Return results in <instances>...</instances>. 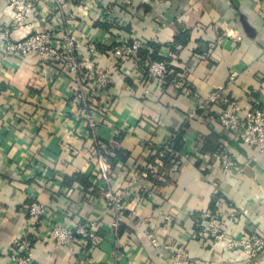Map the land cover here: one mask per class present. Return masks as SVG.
<instances>
[{
	"label": "crops",
	"instance_id": "1",
	"mask_svg": "<svg viewBox=\"0 0 264 264\" xmlns=\"http://www.w3.org/2000/svg\"><path fill=\"white\" fill-rule=\"evenodd\" d=\"M48 3L18 27L9 0H0V264H14L11 245L24 230L33 202L68 227L97 220L89 240L63 248L52 239L37 241L35 264H113L117 251L122 264H246L239 250L198 238L195 227L218 214L227 234L264 239V153L237 142L220 125L222 102L198 107L223 88L221 98L240 101L244 110H264V0ZM108 9L109 23L103 17ZM109 25L115 26L110 32ZM37 30L53 31L58 39L71 33L83 47L95 42L101 53L95 66L113 73L97 106L104 112L98 117L99 139L116 141L125 160L117 161L112 175V187L124 194L122 236L107 210L106 186L97 177L73 76L37 54L2 50L4 33L17 42ZM182 33L187 42L175 45ZM114 38L143 48L160 46V56L183 81L159 84L132 63L103 55L104 44ZM86 53L81 49L83 61ZM231 75L236 81L228 85ZM89 84L85 91L92 96ZM180 131L184 145L173 168L164 179L155 177L156 184L145 183L135 168ZM221 152L239 164L240 174L222 170ZM77 173L91 187L65 184ZM253 264H264V252Z\"/></svg>",
	"mask_w": 264,
	"mask_h": 264
},
{
	"label": "built area",
	"instance_id": "2",
	"mask_svg": "<svg viewBox=\"0 0 264 264\" xmlns=\"http://www.w3.org/2000/svg\"><path fill=\"white\" fill-rule=\"evenodd\" d=\"M43 1L49 2L48 4L53 2L60 6L65 0H9L8 7L14 12L15 26L21 27L25 23V19L32 15ZM67 1H77L81 5L85 0ZM121 3L127 5L130 0H121ZM84 13L87 14V11ZM103 17L109 23L111 10H105ZM62 24V20L59 19L58 27L61 28ZM3 41L2 50L5 53L22 57L37 54L44 63L47 62L53 67L62 68L73 76L76 85L75 96L84 115L89 139L94 145L92 149L97 177L106 186L107 210L112 214L114 227L118 230L126 208L124 194L112 187L113 162L117 159L114 149L118 144L116 141L106 144L99 139L101 120L98 117L104 112L98 109L97 105L99 104L94 97L87 95L85 91L86 83H92L93 92L100 96L114 80L110 68L95 66V60L101 55L97 50L96 43L90 41L83 47L71 33H65L58 39L50 30H37L17 42H12L9 36L4 33ZM104 46L106 50L102 53L103 55L112 56L119 62L132 63L135 65L136 71L148 80H155L161 84L168 75L175 72L164 62H155L148 58L142 59L139 55L142 48L139 42L114 38L105 43ZM81 49L87 52L84 61L81 59ZM235 81V75H231L227 84L232 85ZM222 92L223 88L212 92L207 101L198 109H203L213 102H222L223 110L218 115L220 125L231 132L237 142L253 148L256 154L264 153V110H244L240 101L221 98ZM195 112L191 113L190 117L194 116ZM168 140L164 149L175 156L176 154H173L171 149L172 142L170 143L173 138ZM165 151H160L153 162H148L142 167L139 178L145 183H148L150 177L157 176L163 169L162 158L165 156ZM217 159L220 161L223 171L236 174L242 172L239 164L227 153H219ZM27 214L28 220L24 230L11 245V258L14 264H35L33 248L39 240L52 239L57 247L63 248L79 239L84 241L91 239L94 237L93 230L97 226V220H88L68 227L62 219L52 220L48 208L38 202H33L27 208ZM195 229L198 238H206L211 244H223L229 251L239 250L245 256L246 264H253L264 252V239L257 235H234L229 238L226 233L227 229L219 216H205L198 225L196 224ZM121 262L122 255L117 251L113 264H122Z\"/></svg>",
	"mask_w": 264,
	"mask_h": 264
},
{
	"label": "trees",
	"instance_id": "3",
	"mask_svg": "<svg viewBox=\"0 0 264 264\" xmlns=\"http://www.w3.org/2000/svg\"><path fill=\"white\" fill-rule=\"evenodd\" d=\"M113 27H115V26L114 25H109V26H106V29L109 30V32H110V29L113 28ZM186 35H187V33L180 34L175 39V45L176 44H180V43H181V45H184L187 42V40H188ZM131 42H133V41H131ZM102 48H103V46H102ZM159 49H160V46H158L156 44H149L148 47H145V48L142 47L141 48V50L139 51V55H140V57L142 59L148 58V59H150L152 61H155V62H164V63L167 64V61L162 56H160ZM102 50H106V47L104 46V48ZM102 53H103V51H102ZM168 65H169V63L167 64V66ZM169 68L173 69L175 72L173 74L167 76V78L165 79V81H167V84L168 83H179V82H182L183 80L180 77L181 76V72L178 69H175V68H173L171 66H169ZM86 85L88 86V88H90V85L88 83H86ZM92 96L94 97V99L96 100L97 103L101 99V97L97 96L94 92L92 93ZM257 109H260V108H257ZM183 135H184L183 131L172 132V134L170 135L169 138L170 139L173 138V140L170 141V143L172 142L171 149L173 151V154L174 153L178 154L182 150V147L184 145ZM168 139H166L165 142L163 143V145L160 146V149L157 151V153L155 155H153L150 158H148V162H153L154 159H156L158 157L160 151H165L164 145H165L166 142L169 141ZM114 150L116 152L117 159L113 162V169H114V167L116 168L117 161H118V163L125 161L123 156H121V154H120V148L117 146ZM164 153H165V156H164V158H162L163 169L161 170V172L157 176H155V177H159V178H162V179L165 178L166 174H168V172L173 168V165L175 164V156L172 155L170 152H167V151H165ZM141 170H142V168L137 166L135 168L134 172L136 174L140 175ZM155 177H150L148 182H153L154 184H156ZM74 182L80 183L85 188L91 187V183L88 181V179L85 176H83V175H81L79 173L74 174V175H72L70 177H66L65 184L68 187L71 186ZM213 215L216 216V217L219 216L218 214H213ZM124 231H125V227H124V223L122 221L120 226H119V228H118V230H117V235L118 236H122ZM227 236H229V238H230V237H233L234 235L227 234ZM241 236H247V235H241Z\"/></svg>",
	"mask_w": 264,
	"mask_h": 264
}]
</instances>
